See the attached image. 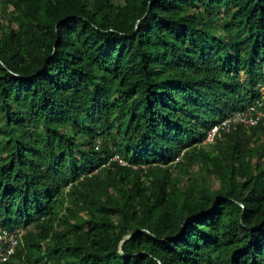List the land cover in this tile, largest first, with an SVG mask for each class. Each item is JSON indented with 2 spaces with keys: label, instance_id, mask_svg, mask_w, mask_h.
I'll use <instances>...</instances> for the list:
<instances>
[{
  "label": "trees",
  "instance_id": "16d2710c",
  "mask_svg": "<svg viewBox=\"0 0 264 264\" xmlns=\"http://www.w3.org/2000/svg\"><path fill=\"white\" fill-rule=\"evenodd\" d=\"M5 5L11 263L264 264V120L204 144L264 103V0Z\"/></svg>",
  "mask_w": 264,
  "mask_h": 264
},
{
  "label": "built area",
  "instance_id": "2783aa9c",
  "mask_svg": "<svg viewBox=\"0 0 264 264\" xmlns=\"http://www.w3.org/2000/svg\"><path fill=\"white\" fill-rule=\"evenodd\" d=\"M264 120V103L262 100H257L252 104L237 111L226 119L217 122L208 132L204 144H211L217 137L231 134L237 130L238 127L244 126L251 128L257 126ZM114 160L120 162L122 165H127L115 155ZM23 231L21 229H7L0 224V264H12L11 261L16 254V251L21 243Z\"/></svg>",
  "mask_w": 264,
  "mask_h": 264
},
{
  "label": "rangeland",
  "instance_id": "374dc122",
  "mask_svg": "<svg viewBox=\"0 0 264 264\" xmlns=\"http://www.w3.org/2000/svg\"><path fill=\"white\" fill-rule=\"evenodd\" d=\"M115 3L117 4H122L123 0H114ZM6 5H5V0H0V21L7 23L9 16H8V11L11 9H8L6 12ZM262 94L264 95V87L262 88Z\"/></svg>",
  "mask_w": 264,
  "mask_h": 264
},
{
  "label": "water",
  "instance_id": "95a60500",
  "mask_svg": "<svg viewBox=\"0 0 264 264\" xmlns=\"http://www.w3.org/2000/svg\"><path fill=\"white\" fill-rule=\"evenodd\" d=\"M133 235L134 234L129 235V236L126 237V239L121 243V248H122V246L124 245L125 242H127L128 240H130L133 237Z\"/></svg>",
  "mask_w": 264,
  "mask_h": 264
}]
</instances>
